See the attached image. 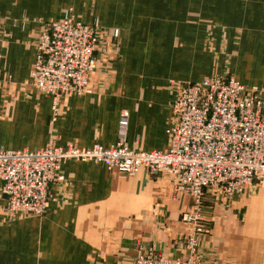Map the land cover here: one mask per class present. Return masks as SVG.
<instances>
[{
  "label": "crops",
  "instance_id": "1",
  "mask_svg": "<svg viewBox=\"0 0 264 264\" xmlns=\"http://www.w3.org/2000/svg\"><path fill=\"white\" fill-rule=\"evenodd\" d=\"M167 1L0 0V147L37 150L52 139L60 146L110 147L126 112L130 147L166 151L175 119L170 80L198 82L228 71L264 90V0L239 23ZM67 9L84 24L97 20L107 36L113 29L120 36L117 44L102 37L91 91L65 96L54 122L52 99L28 81L40 32ZM214 53L232 56L231 65L201 68L200 58ZM241 57L252 61L243 65ZM61 171L65 180L52 187L54 199L42 216H8L0 180V264H135L136 244L187 255L180 217L190 200L175 194L169 176L124 174L95 161H67ZM204 200L201 257L264 264V181L223 199L208 190Z\"/></svg>",
  "mask_w": 264,
  "mask_h": 264
},
{
  "label": "built area",
  "instance_id": "2",
  "mask_svg": "<svg viewBox=\"0 0 264 264\" xmlns=\"http://www.w3.org/2000/svg\"><path fill=\"white\" fill-rule=\"evenodd\" d=\"M105 36L107 31L98 21L84 24L71 10L40 32L28 84L52 99V121L59 117L65 96L91 91V75ZM108 36L117 44L120 30L113 29ZM170 87L175 119L168 129L166 151L130 147L126 112L121 113L118 138L110 147L60 146L53 139L37 150L0 147L7 215H44L54 199L52 187L65 180L61 169L67 161H95L129 175L161 173L175 181L176 192H185L194 200L193 211L183 214V220L194 226L188 253L184 258L170 257L153 247L139 246L135 264H218L204 260L198 251L202 197L208 190L221 198L244 194L264 181V92L233 75L199 82L170 80Z\"/></svg>",
  "mask_w": 264,
  "mask_h": 264
},
{
  "label": "rangeland",
  "instance_id": "3",
  "mask_svg": "<svg viewBox=\"0 0 264 264\" xmlns=\"http://www.w3.org/2000/svg\"><path fill=\"white\" fill-rule=\"evenodd\" d=\"M134 1L149 2V1H162V0H134ZM256 1H258V0H171V1H167V2H172V4H174V5H180V4L183 5V6L187 5L189 7V12L190 13H196L198 11L199 12L200 11H204L205 12V15H204L205 17H208L210 15L211 16H220L221 18L224 17L226 19L231 20L234 23H239V22H237V19L242 18V13H244V12L248 13V14H250L249 16L251 17V14H253L255 11H259V10L255 9V7L259 6L258 4H255ZM67 10H71L73 12L72 9H67ZM73 14H74V12H73ZM230 14H233L235 16V18H229ZM190 16L196 17V15H191V14H190ZM206 22L214 23V21H212V20H206ZM206 37H207L206 38V44L209 47L210 44L213 43V40L211 39V36H209L208 32L206 34ZM236 41H237V43L240 42V37L239 36L236 38ZM200 59L203 62V66L201 68H204L206 70H208L209 68H213L214 69V68L218 67L219 63L225 65V68H228L229 65H231V62L233 60L232 56L223 57V56L217 55L215 53H214L213 56L204 57V58H200ZM240 61H241L240 63L245 65L246 61L251 62L252 59L251 58H247V57H241ZM229 75H233V74H231L230 72L226 71V72L220 73V75L219 74L218 75H212V76H208L206 78L213 77V76H229ZM185 82H190V81H185ZM242 84H244V83H242ZM252 86H254V85H251L249 87H252ZM259 89L262 90L261 88H259ZM262 91L264 92V90H262ZM149 174H151V173H149ZM159 174H161V173H159ZM152 175H157V174H152ZM258 183H260V182H258ZM253 187L254 186H252L251 189ZM175 194L179 195V197H180V195L181 196H188V198L190 200V208H189L188 212L189 211H193V209H194V205H193L194 204V200L189 194H187L185 192H182V191L181 192L178 191ZM205 194L206 193H204V195L202 197V218H201V220L199 222L202 230L199 233V236H200V234H202L205 231V228H204L203 223H202L204 221L203 220V210H204V206H205V200H204V204H203V199H204ZM223 198H227V197H222V198L220 197V199H223ZM219 201H221V200H219ZM180 219H181V222L184 225L183 227H185V228H183L184 229L183 237H185L186 242H188V237L194 231L193 224L190 223V222L184 221L183 220V214L181 215ZM179 241H180V239H179ZM139 246H142V245L141 244H136V253H137V248ZM187 249H188V246H187Z\"/></svg>",
  "mask_w": 264,
  "mask_h": 264
}]
</instances>
